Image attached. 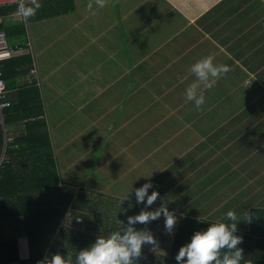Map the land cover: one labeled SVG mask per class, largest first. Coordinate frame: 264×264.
<instances>
[{
    "label": "crops",
    "instance_id": "obj_1",
    "mask_svg": "<svg viewBox=\"0 0 264 264\" xmlns=\"http://www.w3.org/2000/svg\"><path fill=\"white\" fill-rule=\"evenodd\" d=\"M59 1L40 0L45 8L62 10ZM66 6L67 11L35 13L27 20L25 33L20 25L5 30L14 39L10 43L26 49L12 57L9 79L13 80L7 91V101L11 105L20 103V109L7 127L5 121L1 126L5 140L25 139L31 132L35 136L24 148L16 146L23 149L21 152L7 156L3 151L4 160L14 163L19 180L38 177L33 174L39 171L34 169L35 164L49 159L45 154H33L34 147H47L48 139L60 184L73 185L77 193L63 220L57 214L50 216L55 211L51 197L57 188L22 194L30 196V202L19 201L17 194L0 198V264L7 261L1 246L14 242L19 259L10 264L28 260L33 242L42 251L40 262L56 253L74 260L98 236L124 227L128 216L144 208L143 203L135 204L134 194L122 201L145 182L153 185L149 194L153 190L159 193L150 209L165 201L177 221L171 237L165 240L163 215L149 222L162 237L155 239L156 249L143 245V250L169 257L182 217L226 223L225 213L233 210L242 220L241 227L249 226L251 212L264 211V109L227 108V99L220 95L225 91L239 98L242 87L253 89L256 79H264V0H103L102 7L96 0H68ZM1 11L0 24L18 17L17 12L1 15ZM30 24H35V31ZM209 55L214 64L229 67L212 87L202 89L205 98L212 96L214 104L201 114L195 107L181 112L175 108V100L185 99L184 92L176 91L175 86L194 80L190 65ZM164 60L169 62L164 64ZM147 70L152 71L154 79L173 80L171 95L156 86L145 87L142 79ZM132 79L138 81L136 90L131 87ZM33 88L40 90V99L27 92ZM150 89L154 93L146 94ZM162 98L174 99L173 110L180 116L167 111L163 103L158 105ZM27 102L30 109L25 113L42 107L44 115L38 120L43 126L28 129L21 109ZM215 109L224 116L218 124L207 117ZM148 115H152L149 123ZM181 116L186 117L184 122H179ZM165 130L171 134H165ZM223 131L224 135L219 134ZM252 131L258 133L255 142ZM182 132L198 134L189 138L185 153L172 146L180 141L178 133ZM87 138L102 143L101 147L108 143L103 163H92L87 176L92 184L70 175L75 163L65 161L72 143L85 144L88 152L81 157L88 159L93 146ZM169 154L174 157L163 164V156ZM185 157L187 164L182 163ZM218 160L231 169L215 173ZM205 167L210 171L205 172ZM129 202L135 206L129 208ZM35 214L40 218L35 219Z\"/></svg>",
    "mask_w": 264,
    "mask_h": 264
},
{
    "label": "trees",
    "instance_id": "obj_2",
    "mask_svg": "<svg viewBox=\"0 0 264 264\" xmlns=\"http://www.w3.org/2000/svg\"><path fill=\"white\" fill-rule=\"evenodd\" d=\"M59 2L60 3L62 2V11H67L68 6H66V3H68V0H60ZM42 10H46V8L43 7V4H41V7L36 11V14H38V12L42 13ZM16 12H17V7L13 6L10 8H6L4 10L2 9L1 15H6V14L16 13ZM4 27H5V22L3 21V23L0 24V29L6 30V31L10 29V28L5 29ZM9 38L12 39L13 37L9 36ZM170 46L172 47L173 45L170 44ZM170 46L165 45L164 48H170ZM13 62L14 60H12L11 58V59L3 61L2 63V70L4 73L3 78L6 84L8 83V85L6 86L7 91L10 89L9 84L13 80V79H9L10 68H11L10 66ZM29 62L31 63L30 58H29ZM168 62L169 60L167 61L164 60V64ZM164 76H167V75H164ZM142 80L143 82L147 83V86L145 87L149 88V86H156L157 89L158 87L160 88V91H164L163 93L168 91V96L171 95L170 87L173 85L172 84L173 80L170 81L171 79H160V78L154 79L152 71L150 70L146 71L144 75V79ZM180 80L181 79H178V81ZM237 80H240V79H237ZM160 81H164L165 83L159 85L158 82ZM192 81L193 79H190L189 84L192 83ZM257 81L260 82L261 85ZM182 82L183 80H181V83ZM189 84L187 82L185 83V85L178 84V86H175V90L179 92H184V90ZM134 85H138L137 79H132L131 81V87L136 90L137 88H134ZM256 88L258 89L253 90ZM253 89L251 87H242L241 90L238 91L239 98L235 95L231 97L225 91L222 93V95H220V97L224 96L227 99L226 100L227 105L225 106L227 108L241 107V108H248V109H264V79H256V81L253 84ZM27 92H29L30 94H34L35 98L40 99L41 93L38 88H33L30 91L27 90ZM203 95H205L204 92H203ZM210 96L211 95L206 96L207 98H205V103L204 105L201 106L200 112H198V114H201V112L204 111L208 106H212L214 104V99L212 98V96L211 97ZM183 97H184V94H183ZM184 100L185 99L183 98H178V100H175L176 102L175 108L181 109V112H185L186 108L194 107L191 101H184ZM28 103L29 102L21 105V109L23 110L22 119L26 120L27 124H29L28 129L32 127L43 126L44 124L43 121L38 120L40 116L44 115L42 107L40 106L39 109L36 111L33 107L31 112L25 113L27 109H30V105ZM148 103L150 104V106L152 105V107H155L153 100H149ZM157 104L158 105L160 104L162 106V103H157ZM19 109H20V103L19 104L16 103V104H12L11 107L4 110L3 114H4V121H5L6 127L11 121H13L16 118L14 116L19 111ZM207 117L210 120H212V124H218L224 118L223 114L220 113L219 110H216V109ZM188 118L189 120L194 119V117H188ZM219 134L224 135L225 131ZM257 135L258 133L256 132L254 133L253 131L251 132V139L253 142H255L258 139ZM34 137H35L34 134L31 132L29 136L26 137L25 139L23 138L20 140L19 138H17L16 140L14 139L15 141L12 144H6L5 143V133H4L2 126L0 125V157L2 156L5 146H6L5 155L7 156L11 155L12 153L18 152V151L21 152L23 149H19V148L16 149V146L19 145L20 148H24L26 143H29L31 139H33ZM38 137L42 138L44 136L40 135ZM263 140H264V136L261 138V141ZM45 143L47 144V147H34L35 149L33 151V154H39V155L45 154L44 156L48 157L47 159L49 160L48 161L46 160L42 164L40 163L35 164L34 169L35 170L38 169L39 171H34L33 174L37 175L38 177L30 181L19 180L17 178V175L15 174L14 163L11 160L8 162L3 160L0 166V198H4V199L9 198V197L12 198L13 194H17L19 196L18 197L19 201L30 202V199H31L30 196H26L22 194H24L25 192L27 194L38 192V190H41V189L52 190V189L57 188L56 195L54 197H51V200H54L52 202V205H56V206L54 208L55 211L52 212L50 216L52 214H57L60 217V220L61 219L63 220L69 208L71 207L72 203L74 202L77 189L76 187L70 184H66V183L60 184L58 173H57V168H56V164L54 160V155H53V151L51 148V143L48 142V139L45 140ZM214 164L212 163L210 164V166ZM198 165H200V160H197L196 166ZM215 169H216L214 170L215 173H217L219 170L228 171L231 169V166L228 165L227 163H223L220 160H218L216 162ZM204 171L207 172L210 170L208 169V167H205ZM30 183L34 185L30 186ZM37 218H40L39 214H35V219ZM257 219L258 221L260 220L259 222L262 221V228H264V211L263 212L262 211H252L251 219H250L251 223L249 224V226L241 227L242 220L241 218H238V221L240 222L237 224L239 226H237L236 235H239L242 238L241 243L238 245V247L242 249V255H243L241 264H264V244H263L264 231L259 232V228L257 225L258 223ZM210 223H219V222H217L216 219L195 220L189 217H182L180 220L179 226L177 227L171 250L169 251V257H167L164 254H162L161 256L155 255L151 253L148 249H144V250L142 249V257L140 258L139 264H176L175 256L179 248L190 241V238L195 231H202L206 229ZM226 223H228L227 219H226ZM258 236H260L259 238L261 237L262 238L259 239ZM36 244L37 243H34V242L32 243L31 256L28 260L22 262V264H39L40 260L42 259L43 254L40 249V246ZM10 246L12 248L14 247L15 250H13ZM10 246L9 245L1 246L2 248L1 250L5 254V257L7 260L3 264H10L19 259L18 251L16 250L17 244L14 242Z\"/></svg>",
    "mask_w": 264,
    "mask_h": 264
},
{
    "label": "clouds",
    "instance_id": "obj_3",
    "mask_svg": "<svg viewBox=\"0 0 264 264\" xmlns=\"http://www.w3.org/2000/svg\"><path fill=\"white\" fill-rule=\"evenodd\" d=\"M96 3L100 7L103 6V0H96ZM40 7V0H20L17 12L27 21ZM189 71L195 79L184 90V97L199 111L205 103L202 89L212 87L217 79L228 73L229 67L225 64H214L213 57L209 55L196 60L190 65ZM151 188L152 183L145 182L124 196L122 203L134 194L135 204H144L138 214L127 217L124 227L112 231L107 236H98L90 246L80 250L74 260L72 257L56 253L39 264H139L142 246L151 245L156 249L157 241L149 229H137L134 226L147 225L163 215L164 229L171 235L177 221L174 210H169L165 201L154 210L150 209L159 196L156 190L149 194ZM134 206L129 202V208ZM225 216L228 223H210L206 229L195 231L190 241L179 248L175 256L176 264H241L243 255L238 245L242 238L236 235L240 221L233 210H228Z\"/></svg>",
    "mask_w": 264,
    "mask_h": 264
},
{
    "label": "rangeland",
    "instance_id": "obj_4",
    "mask_svg": "<svg viewBox=\"0 0 264 264\" xmlns=\"http://www.w3.org/2000/svg\"><path fill=\"white\" fill-rule=\"evenodd\" d=\"M56 10L58 11H62L60 10L58 7H49V8H46V12L47 13H53L55 12ZM12 25H20L21 29L23 30V32L27 31L28 30V22L25 21L22 16H18V17H15L11 20H6L5 21V29H8L10 26ZM30 29L33 31H35V24L31 25L30 24ZM9 30H7L6 32H8ZM7 39L9 42H12L14 41V39H10L9 36L7 35ZM170 52H167V54L169 55ZM166 53H164L165 55ZM159 67L157 66V70ZM150 88L154 89L155 86H149ZM150 89L149 91L146 92V94L148 93H154L153 90ZM152 91V92H151ZM152 95V94H151ZM181 95H178L176 96L177 98L180 97ZM147 98V97H146ZM161 101V103H163V106L164 108L168 111H171V114L175 113L177 115L178 112L176 111L175 112V109L173 110V102H174V99H167V100H163L162 99H159ZM180 116V115H179ZM154 118V117H153ZM181 119H179L180 121L184 122L183 120H185V116H181L180 117ZM152 119V115H148L147 116V121L148 123L150 122V120ZM173 121V120H171ZM179 121V122H180ZM179 122L175 121L173 122L176 126L180 125ZM165 134L167 135H170L171 132L169 130H165L164 131ZM173 134V133H172ZM180 134L181 136L179 137V142H173L172 146H174L176 148V150H178L179 152H183L185 153L186 150H187V144L189 143V138L195 134H197L196 132H182V133H178ZM200 134V132H199ZM198 135V134H197ZM196 135V136H197ZM88 140L87 141H91L92 142V146L93 148L92 149H89L91 151V154L89 155L88 159L84 158V157H81V154H83L84 152H88V149L85 147L86 145L85 144H75V143H72L70 144V148L68 149L69 151H67V155H66V162L69 163V164H74V166L71 168V171H70V175H77V178L85 183V184H92V181L90 180V178H87V176L89 175V172H90V169L92 167V163L94 162H97V166H99L100 164L103 163V161L106 159V156H107V145L108 143H105V145L103 147H101L102 143L99 144L96 140L92 139V138H87ZM100 140V139H99ZM90 143V142H89ZM169 147L168 144H166V148L165 150H167V148ZM59 149V148H58ZM60 161L62 163V151H60ZM174 157V155L172 154H169L167 157L163 156V164L168 162L169 160H172V158ZM208 160H211L212 159H207L206 161ZM188 162V157L183 160V164H187ZM177 166H179V164H177ZM100 182V181H99ZM147 229H149L154 238L155 239H159L160 237L163 236L164 240L167 238V237H170V235L165 231L164 227H163V232H162V236L160 235V230L156 229V227H154L153 225L150 227L148 224H147Z\"/></svg>",
    "mask_w": 264,
    "mask_h": 264
},
{
    "label": "built area",
    "instance_id": "obj_5",
    "mask_svg": "<svg viewBox=\"0 0 264 264\" xmlns=\"http://www.w3.org/2000/svg\"><path fill=\"white\" fill-rule=\"evenodd\" d=\"M20 0H0V11L3 8L11 7V6H18ZM11 16V15H10ZM15 16L21 15L17 12ZM26 47L21 45H14L11 44L7 39V34L5 30L0 29V125H3L4 118L3 112L5 109L9 108L11 103L7 101V90H6V83L4 80V73L2 70V63L5 60L11 59L12 57L16 56L19 53H22ZM13 138H6L5 143L12 142ZM6 150V146L4 148V153ZM4 153L0 157V166L4 160ZM13 264H20V263H13Z\"/></svg>",
    "mask_w": 264,
    "mask_h": 264
}]
</instances>
